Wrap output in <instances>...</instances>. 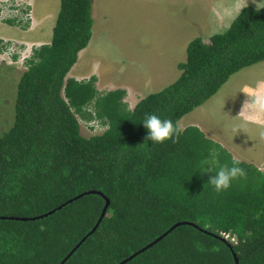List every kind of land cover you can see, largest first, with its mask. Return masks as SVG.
I'll return each mask as SVG.
<instances>
[{"label":"trees","instance_id":"16d2710c","mask_svg":"<svg viewBox=\"0 0 264 264\" xmlns=\"http://www.w3.org/2000/svg\"><path fill=\"white\" fill-rule=\"evenodd\" d=\"M93 25V0H61L51 42L26 61L13 125L0 134V264H118L178 222L188 223L125 264H264V173L240 163L246 177L217 193L208 184L216 173L199 164L216 148L231 165L230 153L196 126L154 143L142 124L146 114L180 122L264 62V4L209 42L190 41L180 77L133 109L124 89L67 77Z\"/></svg>","mask_w":264,"mask_h":264},{"label":"rangeland","instance_id":"374dc122","mask_svg":"<svg viewBox=\"0 0 264 264\" xmlns=\"http://www.w3.org/2000/svg\"><path fill=\"white\" fill-rule=\"evenodd\" d=\"M263 4L264 0H93L92 38L67 77L89 80L96 75L100 92L126 90L125 101L133 109L142 98L163 90L180 77L182 71L178 65L186 62L190 41L201 37L209 42L212 35L227 31L245 7L261 8ZM0 5L20 6L22 12H29L27 16L16 14L24 17L16 22V29L0 22L1 39L8 44L6 51L22 53L15 63L5 50L0 57V134H3L14 122L17 85L28 69L25 58L32 56L33 48L52 40L61 0H0ZM21 44L25 45L20 50ZM259 77H264V62L235 73L217 94L185 115L180 120L181 126L183 122L201 119L205 122L203 126L211 130V141L223 143L225 149L220 144L219 149L231 156L235 153L242 164L263 165L264 161L250 158L252 154L264 158V136L260 138L256 130L249 138V132L240 124L234 125L239 133L226 128V122H235L231 109L239 97L238 85ZM227 99L231 104L223 107ZM81 129L83 135H92L83 123Z\"/></svg>","mask_w":264,"mask_h":264},{"label":"clouds","instance_id":"9594fccd","mask_svg":"<svg viewBox=\"0 0 264 264\" xmlns=\"http://www.w3.org/2000/svg\"><path fill=\"white\" fill-rule=\"evenodd\" d=\"M12 8L14 7L12 6ZM5 10L6 9L3 8L2 5H0V14ZM23 13L26 14L29 12ZM11 18H15L17 23L20 21L19 16L16 15L5 20H0V22L7 23V20ZM0 40L2 39L0 38ZM25 44L19 45L18 48L21 50V48H23ZM0 47H3L2 51H0L1 54L4 52V50L6 51V49L8 48V44L4 43L2 40ZM14 55H18V58L14 59ZM14 55L13 63L21 59L22 53L21 51H18L16 54L14 53ZM31 57L25 58V63ZM242 92L245 93L249 99L244 102L239 116L243 117L246 122L261 123L262 119H264V80H258L254 85H246ZM142 124L149 131V135L146 137V139L154 143H163L167 140H173V137H175L173 142H178L180 135L184 131L179 121L174 124L171 119H161L155 114H146ZM261 136H264V132L261 133ZM218 157V149L210 148L208 151V157L201 160L199 164V171L202 174L208 172L216 173L215 176H212L210 178L208 184L212 185L217 193L228 190L232 186V182L234 180L245 178L247 175L245 169L239 166L240 161L237 158H232L231 165L227 163L221 165L219 163ZM230 236L234 237L235 240L226 238L223 233H221V237H223V239L230 240L231 242L236 243L237 238L233 235Z\"/></svg>","mask_w":264,"mask_h":264},{"label":"crops","instance_id":"0c3cea01","mask_svg":"<svg viewBox=\"0 0 264 264\" xmlns=\"http://www.w3.org/2000/svg\"><path fill=\"white\" fill-rule=\"evenodd\" d=\"M93 12H94V5H93ZM50 15H48L47 16V18L49 17ZM93 18H94V16H93ZM7 28H11V29H16V27L14 26V25H11V26H8ZM3 36H0V38H2ZM51 42V41H50ZM43 44H46L47 42H42ZM85 50V49H84ZM83 51V50H82ZM254 66V65H253ZM252 67V66H251ZM252 74H255V73H252ZM95 75V74H94ZM96 76V75H95ZM97 77V76H96ZM258 80H264V77H259V78H257V79H255L254 81H248V80H246L245 81V83L244 84H240V86L238 85V92H239V97L236 99L237 101H235L234 100V102H233V104H234V107H233V109H231V115L234 117V120H235V122H232V123H227L226 122V124H227V126H226V128H232V129H234V130H237V132L239 133L240 132V130L239 129H236L235 127H237V126H239V124H240V127L241 126H243L245 129H246V131H248L249 133V138H251V137H253V133L257 130V133L258 134H260V138H262L263 136H261V133L264 131V119H262V122L261 123H254V122H246L245 121V119L243 118V117H241V116H239L240 115V112H241V110H242V107H243V104H244V102L246 101V100H248L249 98L246 96V94L245 93H243L242 92V90L244 89V87L246 86V85H254L255 83H256V81H258ZM146 97V96H145ZM138 103V102H137ZM136 103V104H137ZM136 104H135V106H136ZM231 104V100L230 99H227V100H225V101H223V103H222V106L223 107H227L228 105H230ZM224 111H225V109H224ZM230 112V110L227 112V114ZM181 120H184L183 118L181 119ZM196 120V119H195ZM201 122V123H200ZM203 123H205L203 120H201V119H198L197 121H192V123H184L183 122V129H185V128H187V127H189V126H196V127H198L204 134H205V136L208 138V139H210L211 140V137L210 136H212V134L210 133V131L211 130H209V127L208 126H206L205 124V126L206 127H204L203 126ZM236 124V125H235ZM234 125H235V127H234ZM241 131H244V130H241ZM216 133V132H215ZM217 134V133H216ZM227 142V141H226ZM220 145H222L220 142H218ZM245 144H248V143H245ZM222 147H224L223 145H222ZM224 149H225V147H224ZM254 150V149H253ZM255 151V153H257V151L256 150H254ZM243 154V153H242ZM232 156L233 157H236V158H238V156L237 155H235V153H234V155L232 154ZM255 160H254V159ZM250 160H252V161H258V162H261V161H264V158H261V159H259V157H254L253 156V154H252V157L250 158ZM262 165V164H261ZM260 165V163H258V168L260 169V170H262L263 172H264V167H263V165L261 166Z\"/></svg>","mask_w":264,"mask_h":264},{"label":"built area","instance_id":"2783aa9c","mask_svg":"<svg viewBox=\"0 0 264 264\" xmlns=\"http://www.w3.org/2000/svg\"><path fill=\"white\" fill-rule=\"evenodd\" d=\"M5 9H6V10L0 14V20H5V19H7V18L14 17V16H16V14L19 15V13H20V15H21V14H24V13L22 12L20 6L15 7V9L12 8V7H10V8L7 7V8H5ZM7 13H8V14H7ZM5 14H6V15H5ZM27 14H28V13H26V14H24V15L27 16ZM19 18L21 19V18H24V17H19ZM4 52H5V51H4ZM5 53L7 54L8 58H10L11 60H13V55H14L15 51H13V50H10V51H9V50H8V51H6ZM0 57H3V55L0 54ZM223 235H224L226 238H231L232 240H235V238H234V237H231L230 234L223 233Z\"/></svg>","mask_w":264,"mask_h":264},{"label":"water","instance_id":"95a60500","mask_svg":"<svg viewBox=\"0 0 264 264\" xmlns=\"http://www.w3.org/2000/svg\"><path fill=\"white\" fill-rule=\"evenodd\" d=\"M109 199H107V202H106V205H105V207H104V209H103V212H102V214H101V218H100V220L99 221H101V219L105 216V214H106V210H107V207H108V204H109ZM60 208V207H59ZM49 213H52V211L51 212H49ZM47 215V214H46ZM185 223H188V222H178V223H176V224H174L167 232H165V234H163L161 237H159L157 240H155L154 242H152V243H150V244H148L146 247H144V248H142L141 250H139L138 252H136V253H134V254H132L130 257H128V258H126V259H124L123 261H121L120 263H118V264H125L126 262H128L129 260H131L133 257H135L138 253H140V252H142L143 250H145V249H147V248H149V247H151V246H153L157 241H159L161 238H163L165 235H167L168 233H170L173 229H175L177 226H179V225H181V224H185ZM97 227V226H96ZM235 258H236V256H235ZM67 259V258H66ZM65 259V260H66ZM64 260V261H65ZM63 261V262H64ZM236 264H238V259L236 258Z\"/></svg>","mask_w":264,"mask_h":264},{"label":"bare ground","instance_id":"6f19581e","mask_svg":"<svg viewBox=\"0 0 264 264\" xmlns=\"http://www.w3.org/2000/svg\"><path fill=\"white\" fill-rule=\"evenodd\" d=\"M95 7V6H94Z\"/></svg>","mask_w":264,"mask_h":264}]
</instances>
